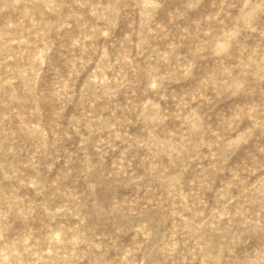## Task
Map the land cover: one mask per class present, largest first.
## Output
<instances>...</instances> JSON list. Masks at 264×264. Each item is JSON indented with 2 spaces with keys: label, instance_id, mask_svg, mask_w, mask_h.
I'll list each match as a JSON object with an SVG mask.
<instances>
[{
  "label": "rangeland",
  "instance_id": "obj_1",
  "mask_svg": "<svg viewBox=\"0 0 264 264\" xmlns=\"http://www.w3.org/2000/svg\"><path fill=\"white\" fill-rule=\"evenodd\" d=\"M0 264H264V0H0Z\"/></svg>",
  "mask_w": 264,
  "mask_h": 264
}]
</instances>
